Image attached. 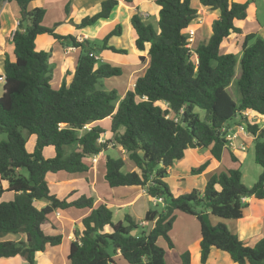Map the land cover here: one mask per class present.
Segmentation results:
<instances>
[{"label": "trees", "instance_id": "1", "mask_svg": "<svg viewBox=\"0 0 264 264\" xmlns=\"http://www.w3.org/2000/svg\"><path fill=\"white\" fill-rule=\"evenodd\" d=\"M9 1L18 5L20 22L12 36L13 58L6 56L0 95V136H6L0 141V260L20 257L36 264L38 253L63 241L62 235H48L44 226H54L51 218L56 212L73 209L89 213L75 230L68 264H118V254L128 264H167V249L174 248L169 234L178 213L199 222L201 264H207L213 249L228 254L234 264H264V238L248 246L227 225L212 223L213 217L242 219L250 198L264 201V128L246 115L253 112L264 117V37L247 34L239 49L223 51L233 36L244 35L238 24L248 19L249 4L199 0L201 7L219 16L212 22L210 38L195 50L189 47L188 31L199 10L192 7V0H155L157 26L133 15L135 47L150 60L144 75L121 99L116 90L98 89L123 70L91 57L97 51L93 42L60 36L45 27L44 9L30 8L36 0ZM121 1L133 5L139 0ZM118 5V0L104 1L100 12L84 18L79 27L109 20ZM120 29L117 26L106 37L104 49L126 53L107 46ZM44 34L85 51L76 62L71 82H63L58 89L52 85V54L37 47ZM238 64L241 73L236 77ZM235 78L239 102L230 94ZM1 79L0 75V83ZM197 109L204 112L203 118ZM236 120L246 123L254 137L255 161L262 168L258 181L247 188L240 171L230 170L214 176L201 192L175 197L165 183L169 170L191 149L208 150L220 162ZM105 121L108 127L102 125ZM108 131L112 137L102 142ZM24 132L36 137L33 152L28 151ZM117 146L134 170L126 171L122 158L108 157L104 179L109 188L140 187L150 199L165 201L162 210L146 212L142 222L153 225L149 232L141 231L130 215L125 216V223H113L112 210L96 204L93 197L71 200L77 193L73 191L60 199L50 190L48 175L88 173L94 167L89 159ZM49 148L54 158L44 157ZM232 159L236 161L233 154ZM210 163L207 160L192 172L202 174ZM133 231L139 233L133 236ZM10 235L23 238L6 240ZM181 258L183 264H191L189 252Z\"/></svg>", "mask_w": 264, "mask_h": 264}, {"label": "crops", "instance_id": "2", "mask_svg": "<svg viewBox=\"0 0 264 264\" xmlns=\"http://www.w3.org/2000/svg\"><path fill=\"white\" fill-rule=\"evenodd\" d=\"M104 1L106 0H50L49 2L45 3L44 0H36L32 2L30 8L44 9L46 7H49L51 12L53 13V16L49 20H46L47 15L45 13L44 23L48 22V24H45L46 26H48L47 28L54 29L55 33L60 36H64V37L73 36L77 38V40L80 42H82L83 40H89L94 44V41L96 39L105 38V36H107V30H113L115 27L117 28V26H121L120 33L118 35L111 37L107 43V46L108 48L111 47L115 48L118 51H126V53H116L111 51L110 49H104L103 47H101L102 48L101 50H104V52H106V54H104L105 56H108L109 54L112 56L105 57L98 51L94 52L93 54L98 56L101 59V62L107 63L109 60L108 63L112 64L113 66L122 68L123 74L129 75L130 77L129 79L132 81L131 84L125 90L124 94L120 95L122 99L127 93V91L134 88L133 85L135 84L136 80L144 75L145 71L149 66V60H150L146 52H141L137 50L135 47L136 32L134 31V28L132 26L131 19L133 15L139 14L142 17V19L145 21V23L153 24L157 26L159 20V8L155 4V0H139L133 5H127L121 0H118L119 5L112 12L109 20H99L95 25H92L91 27L87 26L84 28H80L79 24L82 22L84 18L94 16L100 12L101 5ZM67 5L69 7H67ZM75 8H77V12H79L78 16L74 15ZM67 9H69L68 13L66 12ZM198 10H199L198 12L199 15L201 16H205V13L207 11L211 12L208 9L201 7V5H199ZM211 13L213 14L212 16H210L211 18L213 19L218 18L219 16L218 12H211ZM215 14H217V16ZM199 19L200 18L198 17V19L195 22L201 23L202 20ZM260 20L257 19L255 16L253 18L248 17V19L245 22L238 24L242 28L244 35H240L236 37L233 36L231 38V43L227 45L225 44L226 47L225 52L232 49L231 47L238 48V46H240L241 43L243 42V37L247 34L256 33L264 37V22H260ZM253 21H255V23L257 24V28H256L257 31L252 26L246 28V23L248 22L254 23ZM19 22H20V9L18 5L15 2H11L9 0H0V75L2 76V80L0 84L2 85V87L5 77L6 56L13 58L14 47L12 44V36L18 28ZM192 30L195 31V29ZM209 32L207 37L204 39L205 42L208 40V37L211 35ZM194 40H196V31H195ZM37 47L40 50L51 52L52 54L51 63L53 64L55 70L57 71V75L53 77V79L54 80L55 78L59 79V81L61 82L59 86H61L63 82L69 84L75 72L76 62L79 56L81 55V49H77L73 47L70 44V41L60 42L48 34L41 35L38 38ZM141 57H144V59H141ZM246 115L249 117H254L256 122L259 123L262 122L263 125L260 126L261 128H264V117L257 116L253 112H247ZM253 115H256V117ZM106 135H109L108 138L112 137L109 131L106 133ZM232 143L233 142H230L229 144L231 148H233ZM109 149H118L123 156L127 157V154L124 151H122L119 146L111 147ZM200 151L201 150L199 149H191L186 152V154L193 153L190 155L191 156L194 155L192 156L193 159L192 162H194V165H192L193 163H189L186 166H184V168L179 169V171L182 172L181 174H184V176H186L188 168L191 169L194 168L195 163L198 165H202L207 160L211 161L210 163L211 165L204 172V174L211 171L212 168L213 170L218 168V165L220 163L218 164V162L212 159L209 155L206 154V156H204L203 159H200L198 157L199 154L201 155ZM101 155L102 154L95 157L94 159H89L91 162H93L94 166L95 164H97V161L99 160V157ZM179 163L178 165L181 166L182 165L181 161ZM175 165L169 170V173L174 171V169L176 168ZM51 176L53 177V180L50 182L51 185L50 188L52 187L54 188L52 192L58 198L64 199L68 197L71 194V192L75 191L77 193L71 197V200H74L81 195L93 197L96 199V204H100V203L106 204L111 210H116L115 211L116 214L126 212L127 210L132 212L133 211L132 209L136 205L139 198H141V196H143L145 193V190L140 187H122V188L111 189L106 184L105 180L104 182L107 186H105V184L102 183L99 184L97 179L91 181L90 178L86 177L85 174L80 176H72V175L66 176V174L60 175L59 173ZM57 181H60V183L63 182L62 185H59ZM99 190L101 191V193H99ZM138 191H140V193H138ZM6 196H8L10 199L9 195ZM152 202L153 201L151 200V204ZM246 202L248 203V208L244 211L243 218L238 219L237 221L239 220L240 221L235 222L236 223L234 224L235 226L229 223H233V221L236 220H229L227 222V226L231 230V232L238 235L240 239L246 243V245H250L252 244L250 243L251 241L257 240L256 238H259L258 241L262 239L261 235L257 234L260 231L257 228L255 229V227L251 228V225L256 224L255 226H259V223L257 222L258 218H260L262 225H264V201H257L250 198L246 200ZM88 213L89 211L73 210V209L69 211L56 212L54 214V220L51 219L54 226L52 227L51 225H46L44 226V230L48 235H62L63 236L62 244L56 247L48 246L44 253H38L36 256V264H68L70 245L71 242L75 239V230L81 227L80 222ZM178 214L183 215L181 213ZM146 225L147 224L144 223L143 226L141 225L140 226L144 230V227ZM247 225L252 229L251 232H248L246 230ZM232 227L233 228L235 227L236 230L233 229ZM252 232H256V233L251 235ZM137 233L139 232L137 231ZM16 236L14 237L7 236L5 239L11 241H19L20 239L23 238V236L22 237H19V235ZM200 241H201V233L199 235V232H196V236H194L191 241L185 243L182 251H178V255L181 256L182 254L189 252L191 256V264H194L196 262L198 264H201L200 248H199ZM255 244H253L252 246H254ZM216 251L219 250L217 249L212 250L207 264H210V259L212 255H216V256L219 255V253ZM119 256L120 254H118L115 258H118ZM18 259H21V262ZM0 261H2L0 262V264H27L26 261L20 257H16L12 259H2ZM15 261H19V262H15ZM215 264H219V263H215Z\"/></svg>", "mask_w": 264, "mask_h": 264}, {"label": "rangeland", "instance_id": "3", "mask_svg": "<svg viewBox=\"0 0 264 264\" xmlns=\"http://www.w3.org/2000/svg\"><path fill=\"white\" fill-rule=\"evenodd\" d=\"M50 0H44V2H49ZM235 4H249V18H253L254 16L257 19H261L260 22H264V0H232ZM200 3L199 0H192V7L195 9H198ZM67 7H69L67 5ZM66 7V8H67ZM69 10V9H68ZM44 11L46 12L47 15V19L49 20L52 16L53 13L51 12V10L49 9V7L44 8ZM75 16L79 15V12H77V8H75ZM213 14L211 12H206L205 16H201L199 15V18L202 20L201 23L195 22L193 23V25L191 26L192 29H195L196 31V40H194V42L191 45V48L195 50V48L200 44V43H204L205 42V38L208 35V32L211 34V24L214 21L213 18H211L210 16H212ZM217 16V14H215ZM203 18V19H202ZM199 19V20H200ZM144 21V20H143ZM254 23H246V28L252 26L254 27V29L257 28V24L255 23V21H253ZM145 23V21H144ZM48 24V22L44 23ZM95 25V24H94ZM200 26V27H198ZM91 27V26H89ZM191 29V28H190ZM114 30H116V27L113 30H107V36L113 32ZM257 31V29H256ZM207 32V34H206ZM105 38H99L96 39L94 41V45L97 49V51L99 53H101L103 56H105L104 54H106V52H104V50H101L104 45V40ZM211 36V35H210ZM210 36L208 37V39L210 38ZM48 38V37H46ZM223 51L225 52L226 47H223ZM233 48V47H231ZM84 54L85 51H81V54ZM112 55H108L105 57H111ZM109 62V60H108ZM107 62V63H108ZM54 68V67H53ZM241 73V67L238 64L236 67V77H238ZM57 75V71L54 68L53 71V77H55ZM129 75L127 74H122L119 77H112L108 80H104L102 84L98 85V89L99 90H103V91H114L116 90V92L118 93V95H123L125 90L127 89V87L131 84V81L129 79ZM54 80V79H53ZM61 82L59 81L58 78H55L54 81H52V85L55 89H58L59 84ZM2 92V85L0 84V95ZM230 94L233 97V99L236 102H239V93L237 90V86H236V78L233 81L232 84V88L230 89ZM198 114L203 118L204 117V112L197 109ZM256 117V115H253ZM251 121L254 122L255 118L254 117H250ZM239 120L233 121L231 123V129H230V134L234 135L237 134V138L233 139L230 142H233V148H231L230 146H228V148L224 151L223 155H222V159L220 162H218V168L209 172H207L206 174L202 173V174H198V173H194L192 172L191 168L185 169L187 170V175L184 176V174H181L182 172L179 171V169L184 168V166H186L189 163H193L192 165H194L192 156L194 155H190L193 153H187L184 157V159L181 161L182 165L179 166L178 163L176 166V168L174 169V171H172L171 173H169L168 177L165 179V183L168 186L169 190L171 191V193L175 196H181L193 191H203L207 185V183L214 177V176H218L222 173H227L230 170H239L241 175H242V183L247 187V188H251L253 187V185L258 181V178L260 176V174L262 173V168L256 163L255 161V141H254V137H252L248 132H247V125L246 123L241 124L238 123ZM256 122V121H255ZM259 125H263L262 122H256ZM103 126L108 127V122L105 121L102 123ZM241 127H243V130H241ZM24 136L27 139V148L28 151L33 152L35 143H36V137L32 136L29 137L27 132H24ZM109 137V135H106L103 137V141L107 140ZM2 140H6V136L5 135H1L0 136V141ZM201 155L197 154L198 157L200 159H203L204 156L210 155V152L208 150H201ZM232 154L236 157V161H234L232 159ZM44 157L45 158H54L55 157V153L53 151V149H46L44 151ZM110 157L111 159H120L122 158L123 160L126 161V171L130 172L132 170H134V166L132 165V163L127 159L126 156H123L122 153L118 150V149H109L108 151L104 152L100 157L99 160L97 161V164H95L94 169L89 171L88 173H85L86 177L90 178L91 181H94L95 179L98 180L99 184H105L104 182V177H105V170H106V162H107V158ZM205 163V162H204ZM180 164V163H179ZM200 165L195 163V167L194 168H198ZM25 175H26V171L23 170L22 171ZM67 175V173H60V175ZM186 174V173H185ZM84 175V174H83ZM182 175V176H180ZM86 179V178H85ZM47 180L50 185V182L53 180V177L51 175L47 176ZM59 180V179H57ZM59 185H62L63 182L60 183V181H57ZM105 186H107L105 184ZM51 192L54 190V188H50ZM53 193V192H52ZM99 193H101V191L99 190ZM138 193H140V191H138ZM146 193V194H145ZM144 195L141 196V198H139V200L137 201L136 205L134 206V208L132 209L133 211H129L127 210L126 212H122L119 214H116V210H112L113 212V223H118L120 221L125 223V216L126 214H129L131 217L134 218V220L137 223H141L139 225L143 226L142 220L145 217L146 211L152 209H157V210H162L163 209V204H158V206H153V204H151V200L150 197L148 196L147 192L145 191ZM5 200H9V197L6 196ZM63 212V211H62ZM261 212V211H260ZM179 215V216H178ZM52 220H54V215L51 218ZM257 220V219H256ZM240 221V220H239ZM239 221H233V223H229V224H236L235 222H239ZM62 222V221H61ZM228 221H224L221 220L219 218H212V223L214 225H217L219 223H223L225 225H227ZM231 222V221H230ZM257 222L259 223V226H255L256 224H252L251 228L255 227V229L257 228L260 232H258L257 234L261 235L262 239L264 238V225H262V222L260 220V218H258ZM250 223V221H249ZM140 226V230L142 231L143 228ZM235 226V225H234ZM152 228V224H147L144 227V231L145 232H149L150 229ZM233 228V227H232ZM248 225L246 226V230L248 232H251V229ZM235 229V227L233 228ZM254 229V230H255ZM236 230V229H235ZM253 230V231H254ZM196 232H199L200 235V225L199 222L191 216L188 215H180L177 214V218L176 221L173 225V229L170 232V239L174 245V249H167V253H166V263L167 264H183L182 258L181 256L183 255H178V251H182L185 243H187L188 241H191L193 239L194 236H196ZM256 232H252V234H254ZM247 234V233H246ZM249 235V236H251ZM11 237H14L16 235H10ZM17 237V236H16ZM22 237V236H19ZM258 237V236H256ZM257 240L255 241H251L250 245L248 246H252L253 244L258 242L259 238H256ZM261 240V239H260ZM243 241V240H242ZM245 243V242H244ZM246 244V243H245ZM162 245L167 248L166 243H162ZM218 256L216 255H212L211 259H210V264H215V263H219V264H233L232 261L230 260V257L228 255H226L223 252H219ZM21 262V259H18ZM19 261H15V262H19ZM2 262V261H0ZM116 262L118 264H128L122 257H118L116 258ZM194 264H198L197 262Z\"/></svg>", "mask_w": 264, "mask_h": 264}, {"label": "built area", "instance_id": "4", "mask_svg": "<svg viewBox=\"0 0 264 264\" xmlns=\"http://www.w3.org/2000/svg\"><path fill=\"white\" fill-rule=\"evenodd\" d=\"M188 35H189V47L191 48V45H192V43L194 42L195 31L192 30V29H190V30L188 31ZM90 56H91V57H94L96 60H98V61L101 62V59H100L98 56H96L95 54H90ZM1 80H2V79H1ZM133 87H135V85H133ZM241 130H243V127H241ZM235 138H237V134H234V135L229 134V135L227 136V139H228L229 141H232V140L235 139ZM102 142H105V141L102 140ZM152 201H153L152 204H153L154 206H156V205H158V204H160V203L163 204V205L165 204L164 199H163V198H160V197H158V198H154ZM143 225H144V223H143Z\"/></svg>", "mask_w": 264, "mask_h": 264}, {"label": "water", "instance_id": "5", "mask_svg": "<svg viewBox=\"0 0 264 264\" xmlns=\"http://www.w3.org/2000/svg\"><path fill=\"white\" fill-rule=\"evenodd\" d=\"M131 234H132L133 236H136L137 231H133Z\"/></svg>", "mask_w": 264, "mask_h": 264}]
</instances>
